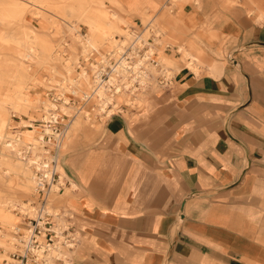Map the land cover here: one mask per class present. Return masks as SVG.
Listing matches in <instances>:
<instances>
[{
	"label": "crops",
	"instance_id": "obj_1",
	"mask_svg": "<svg viewBox=\"0 0 264 264\" xmlns=\"http://www.w3.org/2000/svg\"><path fill=\"white\" fill-rule=\"evenodd\" d=\"M172 5L156 53L177 71L171 86L79 132L65 155L72 264H264V0Z\"/></svg>",
	"mask_w": 264,
	"mask_h": 264
},
{
	"label": "rangeland",
	"instance_id": "obj_2",
	"mask_svg": "<svg viewBox=\"0 0 264 264\" xmlns=\"http://www.w3.org/2000/svg\"><path fill=\"white\" fill-rule=\"evenodd\" d=\"M166 1L169 4L164 6ZM125 2L126 0H0V264H5L7 260L4 256L7 257L12 252L11 236L18 237L13 228L25 229L32 215L29 209L25 213L30 214L27 216L17 209L24 204L30 208L31 203L36 205L33 202L37 198V184L33 175L40 177L41 171H48L38 166L44 165L50 158L52 162L53 159L56 161L62 157L55 140L52 143L47 138L46 143L37 142L36 130L51 129L61 136L69 132V148L79 132L93 126L100 127L99 119L105 122L112 114L121 111L123 105L132 108L134 104L127 89L128 97H124L123 92L116 93V110L110 105L108 110H112L111 113L108 110L104 113L98 111V84L94 80L96 74L93 69L102 74L104 69L97 64L104 61L103 64L108 65V56L116 59L115 63H110L111 70L106 71L107 78L101 76L102 81H108L110 77L118 76L119 63L123 58L127 59L128 81L137 76L133 86L143 90L141 77L135 71L137 62L143 60L145 65L151 63L155 66V73L144 89V94L149 93L150 89L155 91L160 88L159 79L164 88L171 86L170 80L168 82L163 77L164 68L159 60H150L147 56L142 59L137 52H131L129 61L126 56H122V52L123 45L133 38L136 30L147 28L146 38L149 37V32L155 33L153 23L158 11L162 8L171 10L175 5L170 0H162L154 10L146 7L135 14L132 8L124 9ZM114 12L123 16V22L113 20L111 14ZM124 16L127 17V22ZM157 23L159 24L158 21ZM159 44L156 36L148 49L154 47L158 54ZM145 65L138 64L139 70L142 71ZM74 85H79L82 91H88V98L73 95L71 92ZM59 97V101L55 100ZM65 98H69L71 104H65ZM86 111L90 112V117L86 115ZM56 113L60 115L59 123L53 121ZM23 121L32 125L25 126ZM63 124L65 126L60 132L54 127H63ZM55 148L57 151L54 155ZM63 187L51 196V203L55 208H63L74 215L76 230L81 237L77 216L68 206L72 191L65 184Z\"/></svg>",
	"mask_w": 264,
	"mask_h": 264
},
{
	"label": "built area",
	"instance_id": "obj_3",
	"mask_svg": "<svg viewBox=\"0 0 264 264\" xmlns=\"http://www.w3.org/2000/svg\"><path fill=\"white\" fill-rule=\"evenodd\" d=\"M146 30L148 29H139L134 32L133 38L123 45V57L126 56L131 61L128 56L129 53L135 49L138 53L143 54L154 42L156 34L149 32L150 35L146 38ZM139 44H142V47ZM106 59L108 65L103 64L104 61L97 64L104 69L102 74L104 79L107 78L106 71L111 70L110 63L116 62V59L111 56L106 57ZM60 98L55 100L59 101ZM35 123L37 122L35 121ZM58 126L54 127L60 132L65 125L63 124V127ZM56 151L57 149L55 148L53 150L54 155ZM55 163L56 161L53 159L49 170L40 172L35 191L37 198L33 202L36 205L30 204L34 208V215L25 214V216L30 215L25 229L22 230L20 227L21 231H15L18 237H22L21 244L18 249L9 253V264H61L63 262L62 257L55 255L49 261L47 255L53 250H75L80 242V237L78 236L74 222V215L63 208H55L51 203V196L60 191L64 184L66 186L69 185L67 181L64 184L60 182L59 174L55 171Z\"/></svg>",
	"mask_w": 264,
	"mask_h": 264
},
{
	"label": "bare ground",
	"instance_id": "obj_4",
	"mask_svg": "<svg viewBox=\"0 0 264 264\" xmlns=\"http://www.w3.org/2000/svg\"><path fill=\"white\" fill-rule=\"evenodd\" d=\"M173 0H170V2H172ZM16 2V1H15ZM28 2H30V1H28ZM17 3H18V1H17ZM172 4V3H171ZM20 5H21V3H20ZM159 5V4H158ZM168 5V3H167V1H166V3H164V6H167ZM15 8H18V7H15ZM20 9V8H19ZM18 9V10H19ZM22 9V8H21ZM14 11V10H13ZM21 11V10H20ZM23 12V11H22ZM22 14H24V13H22ZM169 14V13H168ZM111 17L113 18V20H116V21H118V22H123V16L122 15H120V14H118V13H116V12H114V13H112L111 14ZM161 17V16H160ZM159 16H158V14L156 15V19L154 20V31H155V34H156V36H157V38H158V40H159V42L160 43H163L165 40H167L164 36H163V25L161 24V22H160V18ZM163 17V16H162ZM160 18V19H159ZM163 19V18H162ZM96 20V19H95ZM101 20V19H100ZM157 21L159 22V24L157 23ZM106 22H108V21H106ZM148 22V21H147ZM151 23V22H150ZM88 27H90V26H88ZM149 27H151V26H149ZM72 28V27H71ZM108 29V28H107ZM91 30H92V28H91ZM76 32V31H75ZM30 37V36H29ZM104 39V38H103ZM156 39V38H155ZM34 40V39H33ZM90 40V39H89ZM105 40H106V38H105ZM112 41V40H111ZM169 41V40H168ZM31 42V41H30ZM34 42V41H33ZM114 42V41H113ZM167 43V42H166ZM166 43L164 44V46L165 47H167V45H166ZM116 44V43H115ZM143 44V43H142ZM142 44H139V46L140 47H142ZM145 44V43H144ZM91 45H93V44H91ZM90 45V46H91ZM118 45H120L119 43H118ZM160 45V44H159ZM158 45V46H159ZM85 48V47H84ZM180 52H183L184 53V56H185V58L186 59H188L187 60V63H186V65H188L191 69H193V70H195V71H197L198 70V59L193 55V54H191L189 51H186L187 49H185L183 46H180L179 47V49H178ZM133 52H137L135 49L133 50ZM138 53V52H137ZM157 51H156V49L154 48V47H150L149 49H148V51H147V54H146V51L143 53V54H140V53H138L139 54V56H140V58H142V59H144L145 58V56H147L148 57V59H157V60H159L158 59V57H157ZM130 54V53H129ZM129 54H128V56H129ZM146 54V55H145ZM26 55V54H25ZM130 58H131V56H129ZM28 58V57H27ZM147 59V58H146ZM134 60V59H133ZM133 60H132V62H133ZM139 62V63H138ZM137 62V65H136V67H135V71H136V74L138 75V76H140L141 77V80H140V82H141V84H142V86H144V89H146L147 88V84L149 83V80H150V78L154 75V73H155V66L153 65V64H149L148 66L147 65H145L143 62H145V61H138ZM159 62H160V60H159ZM138 64L140 65V64H143V65H145V67H144V69L142 70V71H140L139 70V66H138ZM94 67V66H93ZM188 67V68H189ZM128 68H129V62L127 61V59H122V61L119 63V70H118V76H112V77H110V79L108 80V81H102L101 79H102V73H98V70H96V69H93V71L95 72V74H96V76H95V79L94 80H96V84H98V87H97V89H98V91L96 92L97 93V95H98V98H99V100H98V111H100L101 113H104L105 111H107L108 110V108H109V106L110 105H113L114 106V110H116L117 109V106H118V104H117V99H116V93H120V92H123V96L124 97H128V95L131 97V99H132V101H133V103L134 104H139L140 102H141V99L143 98V96H144V89L143 90H140V88H137V89H135V87L133 86V83L135 82V80H137L138 78H137V76L132 80V81H128V75H127V71H128ZM163 70H162V73H163V77L166 79V80H170L173 76H174V74L177 72L176 70V72L173 70V68H170V67H168V66H166V65H164L163 64ZM134 69V68H133ZM159 69H160V67H159ZM100 70V69H99ZM133 72V71H132ZM86 73V72H85ZM135 74V73H134ZM87 75V74H86ZM81 77V76H80ZM94 77V76H93ZM87 78V77H86ZM85 81V80H84ZM158 82V81H157ZM158 86H161L162 87V85L160 84V82H159V84H158ZM73 87V89H72V94L73 95H75L76 97H79V96H81V97H84V98H88V96H89V93H88V91H82V89L80 88V86L78 85V86H72ZM112 87H114V89L112 88ZM134 87V88H133ZM71 89V88H70ZM127 89H128V91H129V93H128V95H126V91H127ZM138 90H140L139 92H137ZM96 91V90H95ZM70 92V91H69ZM23 96V95H22ZM91 97V96H90ZM131 102V101H130ZM49 103V102H48ZM50 104V103H49ZM65 104H71V101L69 100V98H65ZM133 104V105H134ZM57 106V105H56ZM64 106V105H63ZM67 107V106H66ZM71 107V106H70ZM57 110V109H56ZM65 110V109H64ZM109 111V110H108ZM110 113L112 112V110L111 111H109ZM51 115V114H50ZM86 115L88 116V117H90V112L89 111H86ZM50 117V116H49ZM59 118H60V115L59 114H55L54 115V117H53V121L54 122H57V123H59ZM51 120V119H50ZM50 122H52V121H50ZM22 124L23 125H25V126H29V122L28 121H23L22 122ZM32 125V124H31ZM30 125V126H31ZM45 129V128H44ZM36 132H37V134H38V138L36 139L37 140V142H44V143H46V142H48V139L47 138H49V140H50V142H54V140H55V142H58V145H59V147H60V149H61V152H62V157H60V158H57L56 159V164L54 165V167H55V171H56V173L57 174H59V177H60V182L62 183V184H64V182L65 181H67V180H70L71 181V188H70V190L71 189H75L76 188V184L69 178V176H68V174H67V172H66V169H65V166H64V163L65 162H63V156H64V153L65 152H67L68 151V141H69V139H68V137H69V132H67L66 134H64V136H61V135H57V133H55V132H52V130L51 129H48V130H46V131H40V130H36ZM57 145V146H58ZM54 148V147H53ZM60 152V151H59ZM65 157V156H64ZM40 158V157H39ZM31 163V162H30ZM44 165H40V166H38V167H41V168H46V169H48L49 170V167H50V164H51V158L48 160V162H44L43 163ZM39 169V168H38ZM33 177H34V180H35V182H36V184H37V182H38V179H39V177L37 176V175H33ZM70 183V182H69ZM35 184V183H34ZM64 188V187H63ZM58 189V188H57ZM10 205V204H9ZM12 208H13V206H12ZM29 209V211L32 213V215H34V208H30V207H28V206H26L25 204L22 206V208H18L17 210H19L21 213H23V214H25L26 212H27V210ZM2 214H4V213H2ZM14 229V231H21V228H17V227H14L13 228ZM1 232V231H0ZM21 236L20 237H13V236H11V238H10V249H12V251H14V249H18L19 247H20V244H21ZM4 252H6V251H4ZM74 252H75V250L73 249V250H71V249H69V250H65V251H61V250H53L52 252H50L48 255H47V258H48V260L50 261L51 259H52V257L53 256H55V255H58V256H60V257H62L63 258V262L61 263V264H72V258H73V255H74ZM5 255V254H4ZM5 258H6V260H8V262H6L5 264H9V262H10V258H9V256L7 255V257L6 256H4Z\"/></svg>",
	"mask_w": 264,
	"mask_h": 264
},
{
	"label": "water",
	"instance_id": "obj_5",
	"mask_svg": "<svg viewBox=\"0 0 264 264\" xmlns=\"http://www.w3.org/2000/svg\"><path fill=\"white\" fill-rule=\"evenodd\" d=\"M233 138V137H232Z\"/></svg>",
	"mask_w": 264,
	"mask_h": 264
}]
</instances>
